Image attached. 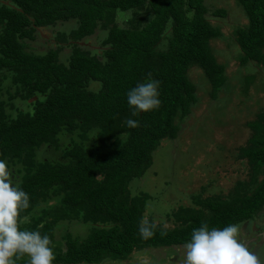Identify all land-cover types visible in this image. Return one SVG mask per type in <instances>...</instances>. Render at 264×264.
<instances>
[{
    "label": "trees",
    "instance_id": "trees-1",
    "mask_svg": "<svg viewBox=\"0 0 264 264\" xmlns=\"http://www.w3.org/2000/svg\"><path fill=\"white\" fill-rule=\"evenodd\" d=\"M233 1L246 20L232 31L238 64L264 69V0ZM118 12L128 13L122 26ZM207 15L204 0H0V160L16 168V186L29 196L20 229L49 237L53 264L120 262L146 248L185 245L204 223L209 230L245 228L264 208L262 111L247 123L250 137L235 154L247 177L225 195H194V206L177 207L163 226L145 214L148 195L129 189L196 104L189 69L202 71L211 100L227 85L209 44L222 33ZM70 21L72 29L55 34L56 47L30 49L38 28ZM97 29L101 58L76 44ZM65 42L69 52L60 59ZM149 80L160 82L161 104L134 116L127 93ZM129 119L139 126L129 128ZM145 220L154 226L149 239L139 232ZM62 223L86 227V236L57 229ZM56 237L61 245L54 246Z\"/></svg>",
    "mask_w": 264,
    "mask_h": 264
},
{
    "label": "rangeland",
    "instance_id": "rangeland-1",
    "mask_svg": "<svg viewBox=\"0 0 264 264\" xmlns=\"http://www.w3.org/2000/svg\"><path fill=\"white\" fill-rule=\"evenodd\" d=\"M204 3L208 7L206 18L222 33L221 39L210 40L209 44L216 61L225 66L227 85L217 93L215 100H211L209 85L202 71L195 65L189 69L188 77L195 84L198 98L195 106L179 124L177 137L161 141L152 155L151 167L129 186L132 193L136 191L148 195L145 214L163 226L172 224L166 216L177 207L194 206V195H225L236 181L246 179L247 165L235 158L236 150L250 137L247 123L254 119L258 111L264 112V69L251 62L240 66L237 59L240 51L232 37L233 28L246 22L242 11L233 0H204ZM219 8L225 11L224 17L209 15ZM127 17L128 13L118 12L116 24L122 26ZM73 27L74 22L70 21L38 28L29 47L35 53L54 48L57 46L55 34L67 32ZM102 36L103 33L97 29L76 44L101 58ZM69 45L62 43L60 59L68 55ZM13 104L20 108L18 102ZM46 151L48 155H43L44 158L51 155L49 148ZM9 169L16 185L19 177L16 168L11 166ZM62 224L57 229L78 237L86 236V227L78 223ZM239 228L240 241L264 259V208L253 219L251 226L246 224L245 228ZM56 241L54 246L61 245L58 237ZM185 245L146 248L131 253L124 261L105 260L99 264H183Z\"/></svg>",
    "mask_w": 264,
    "mask_h": 264
},
{
    "label": "clouds",
    "instance_id": "clouds-1",
    "mask_svg": "<svg viewBox=\"0 0 264 264\" xmlns=\"http://www.w3.org/2000/svg\"><path fill=\"white\" fill-rule=\"evenodd\" d=\"M159 83L149 80L129 90L127 102L134 116L138 112L159 108ZM127 126L136 128L139 124L129 119ZM28 207V194L14 184L7 163L0 160V264H15L17 259L25 255L29 258L28 264H53L55 260L48 236H41L38 231L20 229V211ZM153 227L146 220L143 221L139 228L141 237L151 238L154 235ZM239 235L238 225L209 230L207 223H204L193 230L190 241L185 245L183 264H264V259L250 251L240 241Z\"/></svg>",
    "mask_w": 264,
    "mask_h": 264
}]
</instances>
